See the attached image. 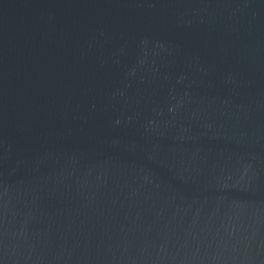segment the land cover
<instances>
[{"label": "water", "instance_id": "1", "mask_svg": "<svg viewBox=\"0 0 264 264\" xmlns=\"http://www.w3.org/2000/svg\"><path fill=\"white\" fill-rule=\"evenodd\" d=\"M0 264H264V0H0Z\"/></svg>", "mask_w": 264, "mask_h": 264}]
</instances>
